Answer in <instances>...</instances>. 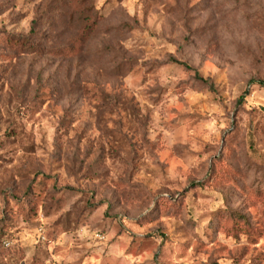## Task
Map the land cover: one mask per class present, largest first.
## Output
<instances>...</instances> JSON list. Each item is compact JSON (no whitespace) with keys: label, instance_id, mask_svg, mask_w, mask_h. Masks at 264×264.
I'll return each instance as SVG.
<instances>
[{"label":"rangeland","instance_id":"rangeland-1","mask_svg":"<svg viewBox=\"0 0 264 264\" xmlns=\"http://www.w3.org/2000/svg\"><path fill=\"white\" fill-rule=\"evenodd\" d=\"M250 79L264 0H0V264H264Z\"/></svg>","mask_w":264,"mask_h":264},{"label":"trees","instance_id":"trees-1","mask_svg":"<svg viewBox=\"0 0 264 264\" xmlns=\"http://www.w3.org/2000/svg\"><path fill=\"white\" fill-rule=\"evenodd\" d=\"M183 64L184 66H188L184 63H181ZM196 78L198 80H200L201 82H203L204 84H208L209 83V80L208 79H205L204 77H202L201 75H199L198 72H196ZM254 84H257L258 86H261V87H264V80H255V79H250L249 82H248V85H254ZM213 85H211V88L213 90ZM247 93V91H245V93L240 97V100H244L245 98V94Z\"/></svg>","mask_w":264,"mask_h":264}]
</instances>
